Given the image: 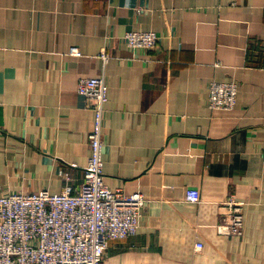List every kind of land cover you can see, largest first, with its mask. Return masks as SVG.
I'll list each match as a JSON object with an SVG mask.
<instances>
[{
	"label": "crops",
	"instance_id": "obj_1",
	"mask_svg": "<svg viewBox=\"0 0 264 264\" xmlns=\"http://www.w3.org/2000/svg\"><path fill=\"white\" fill-rule=\"evenodd\" d=\"M130 31L160 39L132 50ZM101 76L105 182L146 199L106 264H264V0H0V195L79 189L94 113L77 86ZM231 80L236 106L211 109ZM230 196L242 236L217 230Z\"/></svg>",
	"mask_w": 264,
	"mask_h": 264
},
{
	"label": "built area",
	"instance_id": "obj_2",
	"mask_svg": "<svg viewBox=\"0 0 264 264\" xmlns=\"http://www.w3.org/2000/svg\"><path fill=\"white\" fill-rule=\"evenodd\" d=\"M160 37L154 31H130L124 40L132 50H149ZM72 54H79L72 49ZM107 62L109 56L102 54ZM77 92L94 113L88 135L90 155L78 190L67 186L58 194L7 193L0 195V264H106L110 242L136 235L146 199L143 194L111 188L104 179V133L108 86L104 76L81 78ZM236 80L212 81L211 109H233L238 101ZM262 158L264 162V139ZM70 179V177H67ZM186 201L200 202L197 189H188ZM225 213L217 225L220 234L242 236L243 203L234 196L224 202ZM203 248L196 243L195 251Z\"/></svg>",
	"mask_w": 264,
	"mask_h": 264
}]
</instances>
